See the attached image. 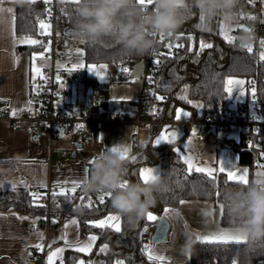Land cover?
<instances>
[{
  "label": "crops",
  "instance_id": "crops-1",
  "mask_svg": "<svg viewBox=\"0 0 264 264\" xmlns=\"http://www.w3.org/2000/svg\"><path fill=\"white\" fill-rule=\"evenodd\" d=\"M18 1L22 0H2L0 2V183L5 184V187H0V189L12 188L11 185L15 184L16 188L34 191V188L44 189L51 185L58 193L61 188H71L73 181L80 184L86 183L91 171L89 161H93L97 154L111 152L112 147L127 148L125 159H132L152 146L155 139L165 129H176L178 139L174 142H181V145L177 147L181 151H184L182 150L183 143L191 139V143H194L196 147L194 154L189 155L186 151L184 153L193 158L195 165L216 169L215 176L221 173L218 171L220 162L226 167L232 165L234 169L240 170L241 174L244 169H247L248 181L254 177L256 182L261 181L259 184H264V167H261L264 163L259 165L253 174L250 166L241 162L240 152L237 149L240 136L235 128L232 129L231 136L228 138H222L215 132H208L202 138L192 136V130L196 129V126L188 125L186 120L196 117V114H201L200 107L196 111L191 107L176 105L175 108L179 107L190 113V116L180 121L174 119V108L171 112L173 122L160 124L138 122L140 113L144 120L148 116L147 113L142 112V106L138 102L146 89L142 74L133 78L121 73L118 69L115 75L122 79H113L114 73L107 63H89L107 64L105 79H100L84 68L86 75L92 78L90 81L81 82L73 77L64 86L73 105L83 109L91 106L93 89L97 88L100 91L101 102L104 106L102 105L101 120L89 124L95 132L92 140L81 141L76 131L56 138L35 137L30 134L26 123L21 126L12 125L2 116L3 109L8 107L11 113L15 109L19 114L25 108L35 105V86L39 77L34 78L33 68H41L48 62L45 55L39 51L18 49L23 46H34L21 43L20 41L24 38L41 41V38L36 35L16 33ZM51 2H61V0H51ZM242 32L243 30L239 34L244 33ZM41 54H43V59H40ZM33 56L36 57L35 61H33ZM136 62L131 63V66H134ZM85 65L88 64L85 63ZM230 78L244 80L248 83L244 75L228 77ZM247 83L244 85L246 95H241L239 89H234L230 96L227 95L226 105L230 112L237 111L238 106L248 99ZM121 97L127 99L122 100ZM29 100L32 101L31 105L28 104ZM134 142L145 144V148L134 149L132 146ZM161 144L167 143L161 142L159 145ZM142 168L156 169L160 177L161 164L159 161L141 165L139 173ZM85 169L88 170L87 173ZM139 173L140 181L145 184ZM124 178L129 182L128 177L124 176ZM89 199L94 203H99V197L91 196L86 199L87 203ZM221 206L222 203L214 199H189L179 205L165 206L161 214L150 209L149 211L157 216V220L161 215L165 216V208L169 209L166 217L170 223L166 238L160 242H153L150 248L154 255L164 256L165 260L163 262L152 261L155 264H192L188 242L197 241V235L203 237L217 234L221 230L232 233L239 230L234 226L235 224L222 222ZM109 214L118 215L116 212H109L93 221L103 219ZM19 217L28 219L22 220ZM72 219L78 221V233L77 226L70 224ZM157 220L147 221V224H152L153 232ZM45 223V216H31L25 211L14 209L0 210V264H48L49 253L61 247L65 248L62 254L63 264H80L81 260L85 264L89 261L92 264H113L108 258L110 242L106 237L102 239L98 233L93 231L82 233L80 220L76 215L66 217L61 223L55 221L49 227ZM66 224H69L67 229ZM65 232L68 233V239L73 242L77 238L87 242L90 235H96L98 239L91 252L85 254L75 251L74 248L65 247L64 240L60 238ZM40 234H43L42 240ZM247 238L248 236H245L244 240ZM53 240L56 241L55 244H52ZM37 244H43V250L35 247ZM50 244L51 248H49ZM105 244L108 245V249L100 252V248ZM143 254L148 258L147 253L143 252ZM53 264H61V259L54 258ZM260 264H264V261Z\"/></svg>",
  "mask_w": 264,
  "mask_h": 264
},
{
  "label": "trees",
  "instance_id": "trees-1",
  "mask_svg": "<svg viewBox=\"0 0 264 264\" xmlns=\"http://www.w3.org/2000/svg\"><path fill=\"white\" fill-rule=\"evenodd\" d=\"M250 2L251 0H239L235 14L240 16V10L249 7ZM78 6L75 3L58 2V20L65 25L66 29L74 28L78 18L76 15ZM152 7L153 4L148 5L145 9ZM51 8V2L49 4H45L43 1H36L32 4L27 0L17 2L16 33L18 35H36L41 38V43L34 46H23L18 48L19 50L46 51L48 38L46 35L40 34L39 23L41 20L45 22ZM223 20L222 16H218L205 28L203 27L204 22L201 21L197 12L171 36L164 34V39L158 40L157 46L163 48L164 54L167 56V61L157 70L156 77L159 96L166 98L159 101L162 103V112L159 117L172 119L171 112L176 105L191 107L196 111L199 107H195V105H201V114L195 115L198 118H219L228 114L230 111L226 105L227 94L224 92V87L230 76L244 75L249 80L257 75L260 86L264 87V61L258 60L253 52L226 41L221 34ZM43 31L45 32V29ZM189 36L192 39H188ZM174 40H177L176 45H184L178 52H172V49L167 47ZM201 41L211 43L212 48H205L201 51ZM189 48L192 51H189ZM82 49L86 64L107 63L114 73L113 79H122L115 75L118 70L117 64L123 63L124 67L126 64L131 65L133 62L146 59L149 56L128 55L112 37H105L95 43L83 41ZM73 77L81 82L92 79L86 75L84 69L73 72L70 79ZM181 96H186L187 100L180 99ZM180 145V141L155 147L152 145L135 157V160L124 159L126 161L124 176L128 177L129 182L143 184L138 176L139 167L145 163L159 161L161 164L160 190L153 193L156 203L151 209L161 214L165 206L179 205L181 201L214 199L222 203V222L235 224L228 210L230 191L253 184L257 186H264V184L257 183L254 177L247 185H244L228 181L224 173L215 176L213 180L206 173L189 171L187 165L178 158L177 153L173 150ZM237 149L240 152L241 162L249 165L254 174L255 169L262 164L259 150L257 148L247 149L242 146H237ZM31 193L34 191L26 188L0 189V210L14 209L25 211L31 216H45L47 213L45 198L39 197V199L33 200ZM57 196L60 198L58 203L54 198L51 199L50 219L54 220L60 214H66V217L76 215L80 220L82 233L93 231L98 233L102 239L106 237L110 242L108 258L113 264L116 258L123 260L126 264H155L152 260H148L140 247V233L147 224L146 216L134 226L129 225L127 219L120 216L121 231L117 233L111 228H96L87 223L99 219L109 212H115L111 207V197H106L104 204L92 202L93 207L89 208L85 206L88 204L86 199L95 195H84L82 196L83 200L77 199L74 194H70L69 198ZM78 209H82V211ZM190 258L192 264H260L264 261V237L258 239L248 237L241 243L193 241L190 246Z\"/></svg>",
  "mask_w": 264,
  "mask_h": 264
},
{
  "label": "clouds",
  "instance_id": "clouds-1",
  "mask_svg": "<svg viewBox=\"0 0 264 264\" xmlns=\"http://www.w3.org/2000/svg\"><path fill=\"white\" fill-rule=\"evenodd\" d=\"M238 3L239 0H153V7L145 9L136 0H80L73 36L88 43L112 37L128 55L143 57L155 51L158 34L174 33L197 12L203 16L205 28L218 16L234 20ZM252 38L250 31L239 36L242 44ZM93 161L84 190L110 193L111 207L134 226L155 206L153 193L160 190L159 178L146 185L128 182L122 189L126 161L118 153L102 152ZM228 199L234 226L250 238L264 237V186L240 187L230 191Z\"/></svg>",
  "mask_w": 264,
  "mask_h": 264
},
{
  "label": "built area",
  "instance_id": "built-area-1",
  "mask_svg": "<svg viewBox=\"0 0 264 264\" xmlns=\"http://www.w3.org/2000/svg\"><path fill=\"white\" fill-rule=\"evenodd\" d=\"M58 2H51L50 15L49 12L45 18V22L50 25V35H46L48 38L47 50L44 52L45 58L48 59L47 64L43 65L40 69L46 77V79L38 80L35 86L36 103L33 106L25 108L19 114L13 116L10 109L5 107L2 112V116L8 119L12 125L21 126L27 124L30 134L35 137L47 136L50 138H56L63 135H70L73 131H76L81 141L92 140L95 137V132L89 127L91 122H98L101 120L103 107L101 105L102 95L97 88L92 91L91 106L88 109H83L73 105L72 100L68 97V91L65 87H61L56 82V75L59 73L62 80L65 82L70 81V75L65 71L66 67H71L73 63L63 59L61 48L66 44V40L58 34V24L60 23L59 10L57 8ZM250 7L252 13L248 15V20L251 21L252 27L250 32L252 33V52L256 58L259 59V54L262 51L260 41L264 40V0H251ZM46 32V31H45ZM47 33V32H46ZM239 35L234 36L232 44L238 47H242L247 50V47L239 40ZM160 40V34L156 37ZM171 48L172 52H178L181 47H176V44ZM179 45V44H177ZM248 51V50H247ZM164 53L163 48L156 47L146 59L142 70V76L145 81L146 89L143 92L142 97L139 99V105L142 106V112L147 113L146 120L140 117L138 122L146 121L149 123H166L173 122V119H164L159 117L162 112V103L156 99L158 93L157 82V70L167 61V56L160 55ZM159 59L160 64L154 63ZM57 65H60L58 68ZM123 67V63L116 65L117 69ZM152 77V83L149 82L148 77ZM150 86L152 89H150ZM247 87L249 90V99L242 102L237 111L229 112L226 115H222L219 118L207 117L198 118L191 117L186 120L188 125L196 126V137L202 138L206 133L212 132L215 129V133L219 134L222 138H228L231 136L232 129H236L240 136V142L238 146H242L247 149L257 148L259 150V158L264 163V87L260 86L259 77L256 75L248 80ZM255 87L256 97L253 101L251 95V89ZM155 112V114H154ZM78 124H82V128H77ZM134 149H144L145 144L140 142H134L132 144ZM84 184H80L74 194L77 199L84 195H96L101 192H86L84 190ZM55 189L48 185L44 189L34 188L40 198H45L47 213L46 226H50L53 221L61 223L66 218V214H60L56 216L54 220L50 219V203L54 198L55 202H59V196H53ZM148 230L145 232L144 229ZM153 226L152 224H146L140 233V247L143 249L144 245H148L151 248L153 244L152 240ZM144 252V251H143ZM146 253V252H144ZM120 260L116 258L115 261ZM88 264V263H87ZM125 264V263H124Z\"/></svg>",
  "mask_w": 264,
  "mask_h": 264
},
{
  "label": "snow or ice",
  "instance_id": "snow-or-ice-1",
  "mask_svg": "<svg viewBox=\"0 0 264 264\" xmlns=\"http://www.w3.org/2000/svg\"><path fill=\"white\" fill-rule=\"evenodd\" d=\"M28 3L32 4V3H36V0H27ZM43 2L45 4H49L51 2V0H43ZM61 2H65V0H61ZM67 2L70 3H75L77 5L80 4V0H67ZM137 4H139L141 7L145 8L148 5H152L153 4V0H136ZM10 11V9L8 10ZM49 15H50V10H49ZM201 21H203V16H200ZM40 29L41 31V35H50V32H44L43 30L45 28H50V25H47L43 20L40 21L39 23ZM245 31H250L249 29H245ZM224 36V39L226 41H228L229 43L233 42V37L227 35L226 31H222L221 33ZM172 33H168V36H171ZM160 39L163 40L164 39V34L161 33L160 34ZM188 39H192L191 36L188 37ZM21 43H28V44H38L41 43V41L35 40V39H30V38H24L20 41ZM261 44V48L264 49V40L260 41ZM167 47L169 49H171L173 47V45L169 44L167 45ZM176 47H184L183 44H179L176 45ZM245 47H247V50L249 52H252V46L249 45H245ZM205 48H212V44L211 43H204L203 41H201V45H200V50L203 51ZM47 50V49H46ZM189 51H192L191 48L188 49ZM79 51V50H77ZM199 54V53H197ZM80 55L82 56L83 53L81 52ZM160 55H164V53H161ZM169 55H171V52H169ZM43 54H41L40 59H43ZM36 57L33 56V61H35ZM259 59L261 61H264V50H262L259 54ZM155 64L159 65L160 64V60L157 59L154 61ZM57 67L59 68L60 65H57ZM87 68L89 72L94 73L97 77H99L100 79H105L106 78V74H107V70H108V65L107 64H100V65H96V64H88L85 65V63L81 60L79 63L73 64L71 67H66L65 71L68 72L69 75H71L73 72L81 70ZM33 72H34V78L35 77H39L40 79H46V77H44L42 71L40 68L38 67H34L33 68ZM120 72L121 73H125L130 77H134V74L127 68V67H122L120 68ZM138 75V73H137ZM148 80L150 83H152V77L149 76ZM56 82L61 86L64 87L65 86V82L62 80L61 75L59 73H57L56 75ZM247 82L244 80H240V79H228L226 81V86L224 87V92L227 95H231L234 89H239L240 94L241 95H246V93L244 92V85ZM251 95L253 97V101H255V97H256V89L255 87H253L251 89ZM120 99H127L126 97H121ZM156 99L158 101H163L166 98L164 96H156ZM180 99L183 100H187L186 96H181ZM189 103H191V101H188ZM32 101L29 100L28 104L31 105ZM195 107H202L201 105H195ZM17 114L16 110L13 109L12 111V115L15 116ZM155 114V112H154ZM190 116V113L187 111H184L182 108H175L174 109V119L176 121H180L182 118ZM77 128H82L83 125L82 124H78L76 126ZM61 135H63V133L61 132ZM196 135V129L192 130V136L194 137ZM178 139V133L176 131V129H165V131L160 134L154 141L153 147L159 145L161 142L167 143V144H172L174 141H176ZM191 139H189L187 141V144L185 145V147L191 145ZM176 153L177 156L180 160L183 161V163L185 165H187V168L189 171L195 169V171L197 172H203L206 173V175L211 178V179H215V175L214 173L217 171L216 169H208V168H203V167H199L197 165L194 164L193 162V158L189 155H186L184 153V151H181L180 148H175L173 149ZM111 152L114 153H118L121 156V159H125L127 156V152L128 149L127 148H117V147H112L110 149ZM262 155H264V153H262ZM133 160H135V157H132ZM94 161H89L90 164H92ZM261 167H264V165H261ZM85 173H87V169L84 170ZM219 172L221 173H226L227 176V180L228 181H235L244 185H247L249 183L248 179H247V175H248V170L244 169L242 174L240 173V170L238 169H234L232 167V165L229 166H225L220 162V167L218 169ZM141 179L143 180V182L145 184H148L150 182L156 181L159 176H158V171L156 169L153 168H142L140 170L139 173ZM260 175V174H258ZM67 183V182H65ZM127 181H122L120 187L126 188L127 186ZM257 183H261V181H257ZM0 187H5L4 183H0ZM12 189L15 190L16 185L12 184L11 185ZM80 187V183H77L75 181H73L72 183V187L71 188H61V190L57 193V192H53V196L56 195H60V196H64L65 198H69L70 194H75L77 191V188ZM33 200H37L39 199V196L36 193H31ZM106 197H111L110 193H106L104 192L103 194H101L99 196V203L100 204H104L105 203V198ZM84 197H81V200H83ZM181 203H183V201H181ZM43 206V205H40ZM86 207H93L92 201L89 199L88 204L85 205ZM223 212V206H221V214ZM164 213H165V217L168 215L169 213V209L165 208L164 209ZM13 215H15V213H13ZM165 217H160L161 220L165 219ZM19 219L22 220H26L28 219L27 217H19ZM146 219L147 221H156L157 220V216L154 215L152 212H148L146 215ZM55 223V221H53ZM89 225H91L92 227H96V228H111L112 230H114L115 232L119 233L121 231V226H120V216L119 215H114V214H109L107 215L105 218L97 220V221H88L87 222ZM70 224L71 225H76L77 226V233H78V221L76 219H72L70 220ZM69 227V224L65 225V228L67 229ZM148 229L145 228L144 231L146 232ZM41 240L43 239V234H40ZM61 239L64 240L65 242V247L67 248H74L75 251L77 252H81V253H85L88 254L91 252V249L95 243V241L98 239V237L96 235H90L87 238V242H83L80 241L78 238L73 242L70 241L68 239V233L65 232L64 235L62 237H60ZM157 238H154V240H156ZM197 239L200 240L202 243H229V242H235V243H241L244 239H245V234L243 232H241L240 230H236L235 233L229 232V231H225V230H221L219 233L217 234H213L211 236H203L201 237L200 235H197ZM56 241L53 240L52 244H55ZM35 247H37L40 250H43L44 245L43 244H37ZM49 248H51V244L49 245ZM108 249V245L105 244L100 248V252H105ZM65 248L61 247V248H56L54 251H51L47 257L48 260V264H53V260L54 258H60L61 259V264H63V260H62V254L64 253ZM142 251L147 253L148 256V260H158L163 262L165 260L164 256H160V255H154L152 252V249L149 248L148 245H144ZM80 264H85V262L83 260L80 261ZM88 264H92L91 261L88 262ZM116 264H124L123 260H118L116 261Z\"/></svg>",
  "mask_w": 264,
  "mask_h": 264
},
{
  "label": "rangeland",
  "instance_id": "rangeland-1",
  "mask_svg": "<svg viewBox=\"0 0 264 264\" xmlns=\"http://www.w3.org/2000/svg\"><path fill=\"white\" fill-rule=\"evenodd\" d=\"M250 13H252L251 8L244 7L240 10V16L235 14L234 20L226 21L224 19L223 23H222V31H226L227 35L234 37L237 34H239V31H238L239 29L243 30V32H246L245 29L250 30L252 27V23L247 18V16L250 15ZM58 29H59L58 34L66 40V44L60 49L61 53L63 55V59L68 60L73 64L79 63L81 60L85 63L84 54L82 56L80 55L81 52L83 53V49H82L83 40H77L73 36V33H71V34L67 33V31H66L67 29H66L65 25L61 22L58 24ZM49 30H50V28H45L46 32H48ZM48 43H49V41H48ZM48 43H47V45H48ZM251 44H252V42H250V45ZM46 49H47V47H46ZM77 50H79V51H77ZM262 50H264V49H262ZM44 52H41V53L44 54ZM124 67H127L131 72L133 70V66H131V65L126 64ZM150 89H152L151 86H150ZM101 103H102L101 105L104 104L103 102H101ZM75 106H77V105H75ZM186 144L187 143H183V149L182 150L186 151L187 154H189V155L191 153L194 154V151L196 149L194 143H191V145L185 147ZM124 180L126 181L127 179L124 178L123 181ZM103 193L104 192H101V194H103ZM100 195H98V194L95 195V198L99 197Z\"/></svg>",
  "mask_w": 264,
  "mask_h": 264
},
{
  "label": "water",
  "instance_id": "water-1",
  "mask_svg": "<svg viewBox=\"0 0 264 264\" xmlns=\"http://www.w3.org/2000/svg\"><path fill=\"white\" fill-rule=\"evenodd\" d=\"M73 29L74 28H69L67 29V33L71 34L73 33ZM42 30L40 29V32ZM177 40H174L171 42V45H173ZM145 64V59L142 60H138L134 66H133V70L132 73L134 74V77L136 76H140L142 74V70ZM138 73V75H137ZM212 132H215V129H212ZM160 217H165L164 215H161ZM160 217L158 218L156 225H155V229L154 232L152 234V240L153 242H160L163 241L168 233L169 230V220L167 219V217H165V219L161 220ZM154 238H157L156 240H154Z\"/></svg>",
  "mask_w": 264,
  "mask_h": 264
}]
</instances>
